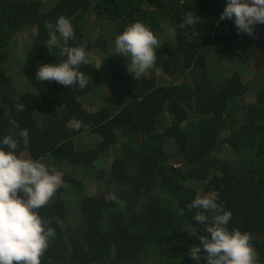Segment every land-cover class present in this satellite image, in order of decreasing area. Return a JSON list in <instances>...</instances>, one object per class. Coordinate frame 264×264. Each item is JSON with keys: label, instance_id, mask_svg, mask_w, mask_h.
I'll return each mask as SVG.
<instances>
[{"label": "trees", "instance_id": "16d2710c", "mask_svg": "<svg viewBox=\"0 0 264 264\" xmlns=\"http://www.w3.org/2000/svg\"><path fill=\"white\" fill-rule=\"evenodd\" d=\"M225 5L0 0V142L16 131L9 123L15 119L29 131L15 154L55 167L63 180L38 210L56 232L41 264H196L187 252L199 239L189 233L203 234L204 225L187 205L197 195H212L232 212L228 230L248 232L257 264H264V25L255 26L256 38L238 35L233 20H220ZM188 12L200 17L195 28L180 27ZM62 15L76 39L57 34L48 50L45 24ZM90 20L98 24L95 36L86 29ZM134 22L161 41L154 68L138 77L126 71L127 57H112L115 37ZM25 32L29 45L14 54L11 44ZM83 41L88 53L112 57L104 68L92 60L81 66L86 88L35 79L38 67L66 59L62 47ZM14 58L19 76L9 69ZM21 76L31 83L28 93L12 89ZM71 119L88 127L70 130ZM92 134L97 138L86 144ZM92 182L110 187L90 191ZM69 189L75 200L65 199ZM74 205L78 214L67 223Z\"/></svg>", "mask_w": 264, "mask_h": 264}, {"label": "clouds", "instance_id": "9594fccd", "mask_svg": "<svg viewBox=\"0 0 264 264\" xmlns=\"http://www.w3.org/2000/svg\"><path fill=\"white\" fill-rule=\"evenodd\" d=\"M199 20V16L188 12L180 27L195 28ZM220 20H233L238 35L256 38L255 26L264 25V0H226ZM45 28L49 36L45 43L48 50L57 45V34L63 40L76 39L72 23L63 15L55 25L47 22ZM160 46L161 41L141 22L132 23L115 37V54L127 57L126 71L134 73L135 77L143 76L154 68L155 49ZM86 47L87 41L79 46L62 47L61 55L66 59L59 64L38 67L35 79L65 87L78 85L80 89L86 88L89 78L80 71L82 65L91 62ZM15 107L17 112L26 110L19 98ZM9 123L16 131L9 130L0 142L8 149L0 148V264H41V258L49 248L50 239H55L56 232L38 210L55 196L63 180L55 167L49 168L40 160L25 159L15 154L20 141H28L29 131L20 129L15 119ZM66 127L79 131L88 125L71 119ZM194 209L197 210L194 220L204 225L203 234L189 233L199 239V244L187 252L196 264L201 260L206 264H257V253L250 243L252 236L238 229L228 230L232 212L220 206L214 196L197 195L187 205L188 212ZM180 214L184 215V209Z\"/></svg>", "mask_w": 264, "mask_h": 264}, {"label": "rangeland", "instance_id": "374dc122", "mask_svg": "<svg viewBox=\"0 0 264 264\" xmlns=\"http://www.w3.org/2000/svg\"><path fill=\"white\" fill-rule=\"evenodd\" d=\"M97 25L98 24L95 21H91L90 22V24H89V27L90 28H86L87 31L90 33V35L95 36L97 34V31H98ZM166 28H169V27H166ZM168 39H169V37H168ZM11 45L14 48V50H13L14 54L20 55L21 52L24 50V48L27 45H29V40H28L27 33L26 32L23 33L22 36H21V38L18 39V40L16 39V43H13ZM89 54H90V58H91L93 64H95L97 67H101V68L106 67V65H108V61L112 57L113 58L119 57L121 59H122V57H124V56L115 54V50L112 53V57L111 56L109 57L106 54L96 53V52H90ZM9 69H10V71H12L13 74H14V72L17 75L19 74L18 61H17L16 58H14V59L11 60L10 65H9ZM21 77L20 78L22 80L18 78V80L13 83L12 89L13 90H16V89L18 90L19 89L20 91H24V92L29 91L30 92V90L32 88L31 87V83L24 76H21ZM162 79L165 82H168V83H171V82L175 81L172 78H162ZM247 81H248L249 85H252V83H251L252 82L251 75L247 76ZM107 89H110V88H107ZM90 138H93V139L95 138L96 139L97 138V135H93L92 134V135L88 136L87 138H85V139H87V140H84L86 144H89V142H87V141L90 140ZM90 141H93V140H90ZM109 187L110 186L109 185L107 186V184H105V183L102 184V183H97V182L96 183L92 182L91 185H89L90 191H93V190L105 191V190L109 189ZM64 197L67 200H75L74 192H72V190H70V189L65 191ZM52 199H54V197ZM77 214H78V208L75 205L74 206H71V212H70V215L68 216L66 222L67 223H73L74 220L76 219ZM149 256H150V253L149 252H146V255H145V258H144V262L147 263L149 261L148 260L149 259Z\"/></svg>", "mask_w": 264, "mask_h": 264}]
</instances>
